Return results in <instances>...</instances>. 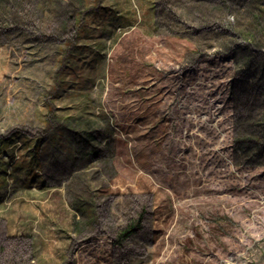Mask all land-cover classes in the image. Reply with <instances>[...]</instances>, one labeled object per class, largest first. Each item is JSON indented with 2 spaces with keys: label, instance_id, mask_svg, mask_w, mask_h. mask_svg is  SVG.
Wrapping results in <instances>:
<instances>
[{
  "label": "rangeland",
  "instance_id": "374dc122",
  "mask_svg": "<svg viewBox=\"0 0 264 264\" xmlns=\"http://www.w3.org/2000/svg\"><path fill=\"white\" fill-rule=\"evenodd\" d=\"M0 264H264V0H0Z\"/></svg>",
  "mask_w": 264,
  "mask_h": 264
},
{
  "label": "trees",
  "instance_id": "16d2710c",
  "mask_svg": "<svg viewBox=\"0 0 264 264\" xmlns=\"http://www.w3.org/2000/svg\"><path fill=\"white\" fill-rule=\"evenodd\" d=\"M141 215L139 216V219L135 220L134 222L129 223L125 228L122 229V231L120 232V236L122 238H127L128 236H130L136 229V225H139L140 219H141Z\"/></svg>",
  "mask_w": 264,
  "mask_h": 264
},
{
  "label": "crops",
  "instance_id": "0c3cea01",
  "mask_svg": "<svg viewBox=\"0 0 264 264\" xmlns=\"http://www.w3.org/2000/svg\"><path fill=\"white\" fill-rule=\"evenodd\" d=\"M80 193H81V192H78L77 195H81ZM83 204H84V202H83ZM84 205H85V204H84Z\"/></svg>",
  "mask_w": 264,
  "mask_h": 264
}]
</instances>
